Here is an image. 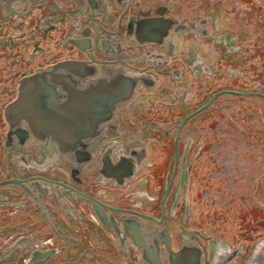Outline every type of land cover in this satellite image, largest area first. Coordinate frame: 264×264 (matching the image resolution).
<instances>
[{
  "label": "flooded vegetation",
  "instance_id": "af4514ba",
  "mask_svg": "<svg viewBox=\"0 0 264 264\" xmlns=\"http://www.w3.org/2000/svg\"><path fill=\"white\" fill-rule=\"evenodd\" d=\"M0 264H264V0H0Z\"/></svg>",
  "mask_w": 264,
  "mask_h": 264
},
{
  "label": "rangeland",
  "instance_id": "374dc122",
  "mask_svg": "<svg viewBox=\"0 0 264 264\" xmlns=\"http://www.w3.org/2000/svg\"><path fill=\"white\" fill-rule=\"evenodd\" d=\"M262 107V106H261ZM260 110L255 107L252 113L251 120L252 123L254 125V131L256 132V134H258V136H262V126H261V120H260ZM210 129L213 130H217L216 126H215V121H213V123L209 126ZM241 127V126H240ZM244 128V127H243ZM223 131H227V132H233V134H235V131H239L238 127L237 128H230V127H226L223 125L222 127ZM236 135V136H235ZM235 135H231L229 134L226 142L223 144V148H225V150L223 151V157L227 158V164L229 166H231V169L235 167V163H239V165H237L238 167L245 165V163H249L250 159L248 160L247 158V154H246V150L244 148L246 147V142L241 139L242 137L235 134ZM238 138V141H237ZM238 143H237V142ZM237 148V150H236ZM234 169H232L231 171H226L227 175L224 178H228L227 181H230V176L231 174H234ZM231 186H229L227 183H225V187L220 191L222 194H225L227 191L226 190H230ZM229 193V192H228ZM227 194V193H226ZM229 195V194H228ZM220 206L222 207L223 204H220ZM262 224V221L260 222Z\"/></svg>",
  "mask_w": 264,
  "mask_h": 264
},
{
  "label": "water",
  "instance_id": "95a60500",
  "mask_svg": "<svg viewBox=\"0 0 264 264\" xmlns=\"http://www.w3.org/2000/svg\"><path fill=\"white\" fill-rule=\"evenodd\" d=\"M78 66L81 70L82 64H80ZM106 114H107V111L105 110V108H103L102 110L97 111L96 113L93 114L90 122L89 121L88 122H84V121L78 122L77 123L78 136L76 137V139H72V137L70 136L71 130L76 128L75 124L74 123L72 124L70 121L64 119L63 123H62L63 138H62V142H61V146H62L63 150L65 151L66 149H69V148L75 146L76 144H80L82 141H84V142L87 141L89 139V135H88L89 131L94 130L97 127V125L103 123L104 121H106V119H108V117L105 116ZM68 134H69V137L67 136ZM62 198L67 200L66 197H64L63 195H62ZM89 199H90V201H94L90 197H89ZM92 206H93L94 211L96 213V218L98 220V224L105 229H109V226L107 224L108 223L107 218L105 217L103 210L101 208H98L97 206H95L93 204H92ZM124 228H125L124 223H122L121 229L125 230Z\"/></svg>",
  "mask_w": 264,
  "mask_h": 264
}]
</instances>
